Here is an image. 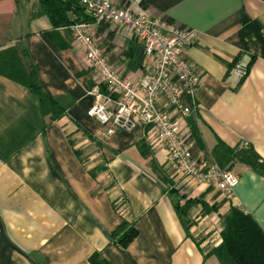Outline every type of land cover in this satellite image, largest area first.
I'll return each mask as SVG.
<instances>
[{
  "label": "crops",
  "instance_id": "0c3cea01",
  "mask_svg": "<svg viewBox=\"0 0 264 264\" xmlns=\"http://www.w3.org/2000/svg\"><path fill=\"white\" fill-rule=\"evenodd\" d=\"M38 1L0 0V49L15 46L46 95L65 110L51 121L34 95L0 77V264H220L210 252L221 243L233 207L264 233V176L234 162L230 171L238 182L231 195L176 179L163 148L146 142L140 149V126L108 132L87 115L93 103L88 62L68 28L50 36L48 18L31 17ZM117 4L197 32L183 53L200 74L197 111L181 125L195 164L217 165V140L232 148L251 146L264 161V0ZM92 37L118 72H148L143 47L119 26L96 24ZM236 60L248 67L240 83L231 70ZM155 106L179 117L164 97ZM151 162L175 184L176 196L201 199L212 209L203 215L201 204H192L187 231L174 209L175 195L156 179ZM121 221L137 230L125 249L110 238Z\"/></svg>",
  "mask_w": 264,
  "mask_h": 264
},
{
  "label": "built area",
  "instance_id": "2783aa9c",
  "mask_svg": "<svg viewBox=\"0 0 264 264\" xmlns=\"http://www.w3.org/2000/svg\"><path fill=\"white\" fill-rule=\"evenodd\" d=\"M75 1L91 18L90 22L68 27L74 45L84 54L89 66L91 87L87 93L93 103L87 115L108 127V132L131 131L140 126L151 147L165 150L167 159L174 164L176 179H194L231 195L237 176L217 165L197 166L182 140L181 125L197 111L196 94L200 85L199 72L183 58V53L197 32L174 26L147 12L133 13L119 6L117 0ZM102 22L119 26L143 47L149 61L146 74L134 77L118 72L109 64L92 37L93 26ZM231 70L237 83L248 73V67L237 60ZM162 97L178 111V118L156 108L155 103Z\"/></svg>",
  "mask_w": 264,
  "mask_h": 264
},
{
  "label": "trees",
  "instance_id": "16d2710c",
  "mask_svg": "<svg viewBox=\"0 0 264 264\" xmlns=\"http://www.w3.org/2000/svg\"><path fill=\"white\" fill-rule=\"evenodd\" d=\"M85 10L75 0H39L32 9L31 17L46 16L52 26L47 35L59 28H68L70 25L81 22H90L91 18L86 15ZM70 13L75 15L70 19ZM0 77L16 83L28 90L37 99L40 113L55 120L64 115L58 101L51 99L43 91L31 70H28L15 46H4L0 49ZM191 132L196 140H200L197 128L194 123L190 124ZM140 149L148 147L145 138ZM200 143V141H199ZM215 162L223 170H230L234 162H240L254 172L264 176V161L258 156L251 146L229 147L220 140H217L212 149ZM152 171L160 182L168 185L169 192L175 195L173 205L180 219V222L187 231L191 221L187 211L194 203H200L202 214L209 213L212 209L201 199H185L176 196V186L151 162ZM181 201H184L181 203ZM225 227L221 232V243L212 249L211 254L215 255L220 264H264V233L255 220L245 214L237 207H233L225 220ZM137 236V230L132 223L121 221L118 227L110 233L112 242L125 249Z\"/></svg>",
  "mask_w": 264,
  "mask_h": 264
}]
</instances>
